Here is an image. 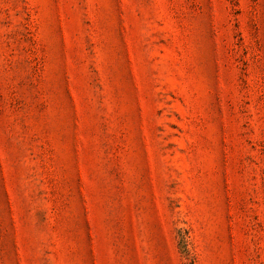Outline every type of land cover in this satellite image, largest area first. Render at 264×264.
Masks as SVG:
<instances>
[{
  "label": "rangeland",
  "instance_id": "1",
  "mask_svg": "<svg viewBox=\"0 0 264 264\" xmlns=\"http://www.w3.org/2000/svg\"><path fill=\"white\" fill-rule=\"evenodd\" d=\"M0 264H264V0H0Z\"/></svg>",
  "mask_w": 264,
  "mask_h": 264
}]
</instances>
